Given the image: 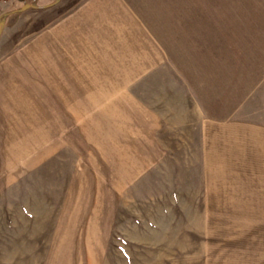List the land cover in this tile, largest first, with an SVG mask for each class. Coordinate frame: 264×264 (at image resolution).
<instances>
[{"label": "rangeland", "instance_id": "1", "mask_svg": "<svg viewBox=\"0 0 264 264\" xmlns=\"http://www.w3.org/2000/svg\"><path fill=\"white\" fill-rule=\"evenodd\" d=\"M49 1L0 0V58L31 39L33 20L46 14L35 7ZM183 2L184 10L199 14L201 29L182 32L185 58L170 61L185 73L194 68L196 76L189 81L201 96L206 87L213 92L217 125L232 124V136L217 144L212 158H204L197 127L182 112L177 118L175 103L164 112L159 94L151 95L163 117L154 157L136 160L143 173L134 179L119 173L101 177L113 184L107 190L104 179V190L96 191L103 198L112 194L106 203L112 215L104 223L109 228L102 239L87 238L93 247L88 255L84 239H67L72 251L61 257L63 264H264V0ZM161 81L156 87L168 94L177 86L176 79ZM91 150L85 151V161H91ZM76 162L72 150H63L20 180L0 185L4 263L46 262L71 176L63 171ZM107 162L124 168L131 160Z\"/></svg>", "mask_w": 264, "mask_h": 264}, {"label": "crops", "instance_id": "2", "mask_svg": "<svg viewBox=\"0 0 264 264\" xmlns=\"http://www.w3.org/2000/svg\"><path fill=\"white\" fill-rule=\"evenodd\" d=\"M41 9L46 14L33 20L31 39L0 58V185L20 180L63 150L76 154L73 169L63 171L71 176L45 252L44 264H63L61 257L72 251L67 239H84L88 255L93 247L87 238L102 239L109 228L104 223L112 215L106 209L112 194L98 197L105 187L101 177L134 179L143 173L136 160L154 157L163 117L151 95L159 94L164 112L175 103L177 118L182 112L197 127L204 158L231 138L233 126L217 125L213 92L206 87L201 96L189 81L194 68L185 73L170 61L185 58L182 32L201 29L199 14L184 10L183 0H53ZM172 78L177 86L170 94L156 87ZM89 148L94 163L84 160ZM102 159L104 167L98 165ZM119 159L131 162L124 168L107 162ZM105 181L110 190V178ZM14 217L17 228L20 218ZM3 231L0 238L7 237ZM5 250L0 247V264H18L3 262Z\"/></svg>", "mask_w": 264, "mask_h": 264}, {"label": "water", "instance_id": "3", "mask_svg": "<svg viewBox=\"0 0 264 264\" xmlns=\"http://www.w3.org/2000/svg\"><path fill=\"white\" fill-rule=\"evenodd\" d=\"M28 8H29L28 6H24V7H23V10H26V9H28Z\"/></svg>", "mask_w": 264, "mask_h": 264}, {"label": "trees", "instance_id": "4", "mask_svg": "<svg viewBox=\"0 0 264 264\" xmlns=\"http://www.w3.org/2000/svg\"><path fill=\"white\" fill-rule=\"evenodd\" d=\"M34 7V6H33ZM35 8H38V7H35Z\"/></svg>", "mask_w": 264, "mask_h": 264}]
</instances>
